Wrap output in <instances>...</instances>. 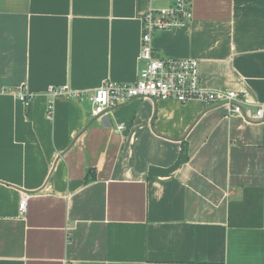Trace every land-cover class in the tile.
<instances>
[{
	"label": "crops",
	"instance_id": "0c3cea01",
	"mask_svg": "<svg viewBox=\"0 0 264 264\" xmlns=\"http://www.w3.org/2000/svg\"><path fill=\"white\" fill-rule=\"evenodd\" d=\"M148 4L0 0V264H264V121L148 98L91 115L103 81L135 80ZM192 14L154 55L196 57L203 87L264 102V0ZM62 86L80 95L48 117Z\"/></svg>",
	"mask_w": 264,
	"mask_h": 264
},
{
	"label": "built area",
	"instance_id": "2783aa9c",
	"mask_svg": "<svg viewBox=\"0 0 264 264\" xmlns=\"http://www.w3.org/2000/svg\"><path fill=\"white\" fill-rule=\"evenodd\" d=\"M147 8L140 15L141 35L138 60L141 63L137 76L132 82L105 80L96 87L89 100L91 115L98 121L109 114L116 106L135 98H148L155 101L175 100L184 103L198 100L206 105H224L229 114L239 115L246 121H264V102L254 103L244 93L236 90L208 89L200 83V61L196 57H163L153 53L152 38L162 30L184 25L192 19V0H169L166 5H155L157 0H148ZM64 93L78 97L80 93L67 86L49 87L47 90V115L51 116L52 101L55 95ZM25 107H28L34 93L24 87L14 92ZM123 124L115 127L121 131ZM26 196L19 202L21 213L25 211Z\"/></svg>",
	"mask_w": 264,
	"mask_h": 264
},
{
	"label": "water",
	"instance_id": "95a60500",
	"mask_svg": "<svg viewBox=\"0 0 264 264\" xmlns=\"http://www.w3.org/2000/svg\"><path fill=\"white\" fill-rule=\"evenodd\" d=\"M103 120L107 121L106 118H103Z\"/></svg>",
	"mask_w": 264,
	"mask_h": 264
}]
</instances>
